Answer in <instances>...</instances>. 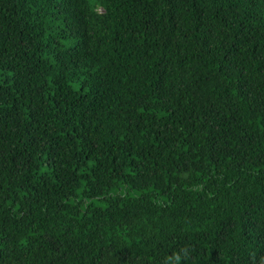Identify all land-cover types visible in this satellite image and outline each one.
<instances>
[{"label":"trees","instance_id":"trees-1","mask_svg":"<svg viewBox=\"0 0 264 264\" xmlns=\"http://www.w3.org/2000/svg\"><path fill=\"white\" fill-rule=\"evenodd\" d=\"M0 264H264V0H0Z\"/></svg>","mask_w":264,"mask_h":264},{"label":"rangeland","instance_id":"rangeland-1","mask_svg":"<svg viewBox=\"0 0 264 264\" xmlns=\"http://www.w3.org/2000/svg\"><path fill=\"white\" fill-rule=\"evenodd\" d=\"M92 203H93L95 206H99V207H103V206H104V202H102V201L93 200Z\"/></svg>","mask_w":264,"mask_h":264}]
</instances>
